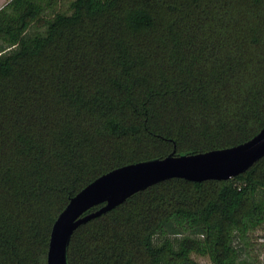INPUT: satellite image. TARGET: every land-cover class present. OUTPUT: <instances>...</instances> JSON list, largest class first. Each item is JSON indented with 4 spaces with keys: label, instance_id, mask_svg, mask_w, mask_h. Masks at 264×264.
<instances>
[{
    "label": "trees",
    "instance_id": "16d2710c",
    "mask_svg": "<svg viewBox=\"0 0 264 264\" xmlns=\"http://www.w3.org/2000/svg\"><path fill=\"white\" fill-rule=\"evenodd\" d=\"M263 126L264 0H8L0 264H46L56 217L101 174ZM258 229L264 156L227 180L134 193L73 232L67 264H264L249 250Z\"/></svg>",
    "mask_w": 264,
    "mask_h": 264
},
{
    "label": "water",
    "instance_id": "95a60500",
    "mask_svg": "<svg viewBox=\"0 0 264 264\" xmlns=\"http://www.w3.org/2000/svg\"><path fill=\"white\" fill-rule=\"evenodd\" d=\"M263 156L264 126L253 137L234 146L190 154H176L173 150L162 158L111 169L72 196L58 214L50 232L46 264H67L66 250L73 232L138 191L170 178L194 182L227 180L246 171Z\"/></svg>",
    "mask_w": 264,
    "mask_h": 264
},
{
    "label": "rangeland",
    "instance_id": "374dc122",
    "mask_svg": "<svg viewBox=\"0 0 264 264\" xmlns=\"http://www.w3.org/2000/svg\"><path fill=\"white\" fill-rule=\"evenodd\" d=\"M7 1L8 0H0V7L6 4ZM247 235H249V250L253 259L264 263V229H258L255 232H249ZM192 258L200 264H211L207 256L192 254Z\"/></svg>",
    "mask_w": 264,
    "mask_h": 264
}]
</instances>
